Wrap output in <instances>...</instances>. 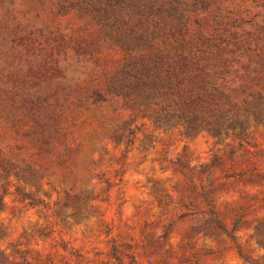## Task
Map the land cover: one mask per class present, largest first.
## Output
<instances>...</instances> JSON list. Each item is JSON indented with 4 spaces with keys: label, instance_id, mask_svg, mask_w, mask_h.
Here are the masks:
<instances>
[{
    "label": "trees",
    "instance_id": "obj_1",
    "mask_svg": "<svg viewBox=\"0 0 264 264\" xmlns=\"http://www.w3.org/2000/svg\"><path fill=\"white\" fill-rule=\"evenodd\" d=\"M209 5L0 0L2 193L44 211L42 187L63 191L51 216L65 221L63 209L97 199L88 181L91 175L102 180L92 156L99 142L133 143L138 118L187 137L207 133L249 143V130L264 125V19L231 20L238 15L228 19ZM65 17L81 25H63ZM208 204L209 226L236 242L245 215L227 227ZM255 237L264 248V223ZM122 246L113 245V264L125 257L134 264L135 255ZM236 248L245 261L264 264V255L251 259Z\"/></svg>",
    "mask_w": 264,
    "mask_h": 264
},
{
    "label": "rangeland",
    "instance_id": "obj_2",
    "mask_svg": "<svg viewBox=\"0 0 264 264\" xmlns=\"http://www.w3.org/2000/svg\"><path fill=\"white\" fill-rule=\"evenodd\" d=\"M206 7L226 17L236 13L231 20L264 19V0H210ZM62 23L81 25L71 17ZM135 126L129 145L99 142L92 156L102 180L91 175L88 181L97 199L63 209V222L51 216L63 191L44 185L38 196L47 208L38 211L15 194H3L6 183L0 182L3 264H113L114 244L128 247L134 264H252L236 244L251 259L264 255L255 237L264 223V180L255 176L264 174V125L252 127L243 145L207 133L187 137L148 118H138ZM209 201L227 227L245 215V225L234 232L236 242L209 226Z\"/></svg>",
    "mask_w": 264,
    "mask_h": 264
}]
</instances>
